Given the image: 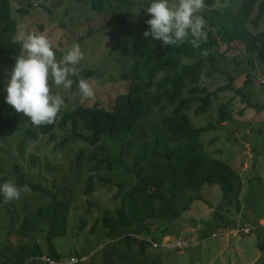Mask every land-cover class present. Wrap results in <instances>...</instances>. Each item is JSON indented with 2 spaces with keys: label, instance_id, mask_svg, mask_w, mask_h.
<instances>
[{
  "label": "rangeland",
  "instance_id": "1",
  "mask_svg": "<svg viewBox=\"0 0 264 264\" xmlns=\"http://www.w3.org/2000/svg\"><path fill=\"white\" fill-rule=\"evenodd\" d=\"M143 2L154 6V15L131 35L119 36L123 25H127L126 33L142 22ZM240 3L216 0L207 6L200 0H132L125 8L126 18L114 20L76 0H10L16 38L24 42V48L21 66L12 65L8 55L0 54V181L15 179L13 168L19 166L29 179L53 190L60 187L61 198L70 200L67 232L53 240L62 258L60 264L137 262L138 245L106 237L101 218L115 217L123 191L162 163L163 158L152 150L163 151L170 145L160 123L170 108H154L131 133L115 138L104 135L89 145L76 137L61 143L71 133L69 127L56 128L50 135L39 133L28 123L7 127L3 98L19 100L18 113L25 109H34L37 114L43 109L62 113L92 105L112 108L115 97L126 89L127 79L120 74L128 73L133 51L145 36L154 38L171 20L192 33L209 31L218 41L211 54L216 69L206 60L200 72L199 86L211 94L208 111L197 108V99L202 97L198 92L186 113L195 127L213 126L201 132L199 140L208 152L240 172L242 191L238 205L224 199L217 184L201 186L199 200L189 199L193 192L186 191L184 199L174 203L178 214L169 227L175 234L162 235V226L154 229V225L152 235L147 236H155L153 240H160V246L154 248L147 241V252L156 255L159 264H262L263 253L254 231L242 234L235 229L231 233L230 229L214 228L218 222L237 226L264 215V73L239 41L225 40L219 23L221 16L229 19ZM149 12L147 8L143 15ZM255 13L256 6L250 18ZM247 27L251 32L264 30V18ZM229 77L231 87L222 88ZM187 96L183 91L182 97ZM221 105L226 106L227 117L219 123ZM80 131L86 132L82 126ZM120 152L128 170L120 164L108 170L105 163L92 168L96 160L118 159ZM118 181L124 182L119 192ZM11 191L13 197L0 204V264H15V253L25 262L35 259L36 264H47L40 259L46 255L24 256L36 244L42 246L44 232L20 231L25 207L46 201L24 185H13ZM167 238L185 239L190 244L167 249L161 245ZM71 257L76 261L71 262Z\"/></svg>",
  "mask_w": 264,
  "mask_h": 264
},
{
  "label": "trees",
  "instance_id": "2",
  "mask_svg": "<svg viewBox=\"0 0 264 264\" xmlns=\"http://www.w3.org/2000/svg\"><path fill=\"white\" fill-rule=\"evenodd\" d=\"M131 1L76 0L77 3L88 6L96 13H106L114 20L126 18L125 8ZM200 1L207 6H213L216 2V0ZM254 6L256 13L250 18ZM147 8H150V12L143 15ZM140 12L142 22L136 25V30L124 33L127 27L125 24L119 29V36L131 35L138 28H142L156 11L152 4L143 2L140 5ZM220 18L219 23L221 30L224 31L225 40L239 41L245 53L253 57L264 73V30L251 32L247 27L248 23L256 26L264 18V0H241L237 10L229 19L222 16ZM16 33L17 23L11 15L10 0H0V54L8 55L12 65L21 66L24 42L16 38ZM218 46V41L211 32L192 33L177 20H171L168 27L158 30L154 38L145 36L133 51L128 73L120 74L122 79H127L126 89L115 97L112 108L105 109L92 105L77 106L62 113L57 109H43L40 114L34 109H25L18 113L19 100L9 102L3 98L6 106L3 121L7 127L17 123H28L35 126L43 135L52 134L56 128L69 127L71 133L65 136L61 143H65L70 137H76L89 145L98 143L104 135L115 138L131 133L154 108H170L169 114L160 120L170 145L163 151L156 147L152 150V153L163 158L162 163L152 171L145 172L139 180L131 183L128 189L123 191L118 200L119 210L115 217L101 218V225L107 229L106 237L111 239L120 237L119 240L124 238L130 241L131 246L138 245V260L135 264H159L157 256L147 252L146 239L150 238L147 235L152 233L154 225V229L162 226V235L175 234L176 230L169 227L178 214L174 203L182 201L184 194L187 195L186 191L193 192L189 199L199 200L201 186L217 184L222 197L238 205L242 191L240 172L208 152L199 140L200 133L208 131L213 126L195 127L186 113L194 101V95L198 92L202 97L197 99L200 102L197 108L202 112L208 111L211 94L205 87L199 86L200 72L206 60L210 61L213 70L216 69L211 54ZM248 81L250 80L247 79ZM231 82L232 79L229 77L227 85L222 88H230ZM183 91L186 92L187 97H182ZM225 107L224 105L220 107L219 123L226 120ZM254 107L257 108V105ZM81 126L86 132L80 131ZM121 154L120 152L118 159L107 157L96 160L92 168L100 165L104 167L105 163L108 170H112L118 164L124 168L123 170H128ZM91 157L94 158L95 155ZM13 170L16 172L15 179L8 182L5 179L0 181V204L4 198L13 197L11 191L13 185H24L46 201L32 208L28 205L25 207L20 231L35 230V232H44V236L42 246L36 244L24 256L39 258L46 255L53 260H61L53 240L67 232L70 200L61 198L60 187L53 190L29 179L19 166H15ZM123 184V181H118V192ZM213 221L216 222L217 218ZM233 227H235L233 223L218 222L214 228L224 231ZM253 231L259 239V250L263 253L262 264H264V226H259ZM24 262L25 259H19L18 254L15 253L13 259L15 264H36L37 260Z\"/></svg>",
  "mask_w": 264,
  "mask_h": 264
},
{
  "label": "built area",
  "instance_id": "3",
  "mask_svg": "<svg viewBox=\"0 0 264 264\" xmlns=\"http://www.w3.org/2000/svg\"><path fill=\"white\" fill-rule=\"evenodd\" d=\"M259 226H264V215L262 216V218L258 219L256 222H244L241 223L237 226H235L234 228L230 229L229 232L232 233V230H234V232L236 233H242V234H247V233H251L255 228H258ZM218 234H213V236H217ZM234 235H240V234H234ZM167 236V235H166ZM146 241L151 242L152 246L155 248V246H160V240L158 242H155L153 240V238H147ZM164 241H166L165 244L161 243L162 247H165L167 249H175V248H183L186 246H189V242L185 239H173V241H169L168 238L165 239ZM43 262L47 263V264H60V261H56L53 260L52 258H49L47 256H42L40 258ZM71 262H75V258L71 257L70 258Z\"/></svg>",
  "mask_w": 264,
  "mask_h": 264
},
{
  "label": "clouds",
  "instance_id": "4",
  "mask_svg": "<svg viewBox=\"0 0 264 264\" xmlns=\"http://www.w3.org/2000/svg\"><path fill=\"white\" fill-rule=\"evenodd\" d=\"M168 236V235H167Z\"/></svg>",
  "mask_w": 264,
  "mask_h": 264
}]
</instances>
